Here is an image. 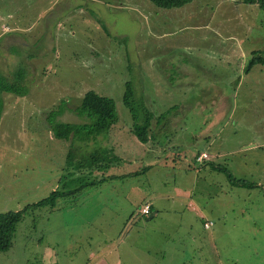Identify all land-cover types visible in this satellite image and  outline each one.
<instances>
[{
  "label": "rangeland",
  "instance_id": "obj_1",
  "mask_svg": "<svg viewBox=\"0 0 264 264\" xmlns=\"http://www.w3.org/2000/svg\"><path fill=\"white\" fill-rule=\"evenodd\" d=\"M263 47L264 10L241 0H189L169 8L150 0H0V78H20L15 90L0 91V211L46 195L57 179L58 189L81 185L62 196V208L23 213L12 245L0 251V264H89L86 244L100 243L104 235L116 242V234L123 237L117 242L119 264H264V64L243 69L250 51ZM125 81L135 101L142 100L136 109L147 110L150 125L171 107L163 115L170 120L167 131L178 139L173 157L125 181L155 182L164 192L174 182L186 195L174 200L178 207L169 215L188 217L193 224L167 227V234L176 228L179 233L167 242L173 251L164 249V239L156 240L160 251L145 249L140 237L127 248L124 231L134 223L128 219L116 233V216L108 215L102 219L112 223L100 225L95 202L86 209L91 223L67 217L73 213L68 200L73 194L80 199L86 191L97 192L89 185L96 169L75 172L79 155L111 145L109 140L103 145L106 132L75 141V157L65 162L61 158L73 140L52 136L49 123H87L75 109L82 93L92 89L114 101V125L122 129V138L113 152L136 158L145 144L129 131ZM211 122L215 127L206 128ZM192 143L208 157L199 161L192 155L185 164L181 155L190 153ZM106 151L98 153L101 163L119 161ZM138 165L123 160L118 168ZM233 178L256 185L239 186ZM166 199L157 202L158 219L167 213ZM77 207L83 214L84 207ZM206 218L213 222L208 228L202 226ZM176 248L182 249L180 255Z\"/></svg>",
  "mask_w": 264,
  "mask_h": 264
},
{
  "label": "crops",
  "instance_id": "obj_2",
  "mask_svg": "<svg viewBox=\"0 0 264 264\" xmlns=\"http://www.w3.org/2000/svg\"><path fill=\"white\" fill-rule=\"evenodd\" d=\"M4 25L1 26V31L3 30ZM4 32V31H3ZM168 116V115H166ZM169 122L170 120L163 118L160 122L156 121L155 124L152 123L150 125L151 132L150 137L148 138L147 141L141 142L145 144L143 147V154L138 153L136 158H131L130 159H125L123 157H120L118 154H115L113 152V148L118 149L119 147V140L122 138V129L114 125L115 122H113L109 129L106 132V135L103 136L102 142L103 145H107L108 140L110 141L109 147L103 146L102 148H106L107 150H110L113 152L114 155H116V158L119 159V161H130V162H135L139 163L140 166L138 165L136 168H126L123 170H120L118 168V163L117 161L115 164H105V167L102 166V169L96 170L95 171V178L94 179H99L98 182L100 185L96 186L95 184L90 183L89 185L93 187L91 190H97L96 193H92L89 195V192L86 191L83 193L82 197L79 199L75 198V195L73 194L68 200L73 202L72 205V211L73 213L68 217V220H73L74 223L77 224H89L91 223L92 216H87L86 214V209L92 204V202H95L98 204L97 210L99 209V213L101 216V221H103L100 225H109L108 223H112L111 220L107 221L106 219L103 220V217H107L110 215L111 217L116 216V221L119 224L118 228L116 229V233L119 229V227H123L127 220L129 219L130 222L134 223V226H131L130 229H125L124 232H126V237H127V248L133 249L135 247V243L138 240H135L137 238H142V241H146L145 243V249H150L151 251H155L152 249H156L157 251L161 250L160 243L159 241L156 240H161L164 239V249H170L173 251L172 248L169 247L168 241H172L175 238H179V233L176 232L177 228L170 234L166 233L167 227L170 225H174L177 227V225L181 224H193V220L189 219L188 217H182L181 215L179 216H170L169 214L170 211H174L177 209V201L174 202V200H180L183 196H186L185 194H182L180 192V187L177 186L176 184L171 183L168 186V189L165 190H159V186L156 184H152L151 186L149 185H144L143 183L140 182V180L137 181H125L126 177H134V176H139V174H142L144 170L151 169L152 165L157 164L160 162L163 158L167 157H173L172 155L174 152L172 151L173 148H175L177 142L176 140L178 139H173L171 135L169 134L170 131H167L166 127H169ZM117 124V123H116ZM131 124V122H130ZM215 122H211L210 125L206 123L205 127L206 128H211L215 127ZM175 125L172 124V128ZM130 127V125H129ZM156 130V132H154ZM130 131V128H129ZM131 132V131H130ZM154 134V135H153ZM131 135L134 136L131 132ZM200 136L204 139H209L208 135H205L204 133H200ZM135 138V136L133 137ZM74 140L73 143H75ZM78 142H84V141H78ZM140 142V141H139ZM74 146V152H76V149L78 150L77 145ZM191 150L190 153H183L181 155V160L186 164L191 163V156L195 155L198 151H196L195 143L191 144ZM65 153L63 154L62 158L64 160ZM208 157V153H207ZM104 167V168H103ZM142 167V168H141ZM93 170L90 171V174H93ZM76 173H84L87 172L85 169H78L75 171ZM74 173V175H79ZM104 176L105 178H100ZM70 182V181H68ZM59 183V179L56 180V182L51 185L50 189H53L54 187L57 188V184ZM167 182H164L162 186L160 187H165ZM96 186V187H95ZM151 187V188H150ZM47 194V193H45ZM165 196L166 199V206L165 210L167 213L163 212L164 215L161 219H158V211H159V204L157 203L158 200ZM35 201V200H34ZM63 197H59L56 200V204L53 208H62L63 205ZM144 202L149 203L150 211L148 214H140L138 212V206ZM28 203V202H27ZM77 205H81L84 207L81 215L77 211ZM53 208H50V210H47V212H51ZM197 212V205L195 208ZM202 211V208H200ZM89 213V212H88ZM128 214V218L126 220L125 216ZM202 214H200L201 216ZM89 217V218H88ZM202 217V216H201ZM21 220H23L21 218ZM57 221L60 220L59 216L56 219ZM206 220H211V219H203L202 220V226L203 222ZM120 221V222H119ZM59 222L61 223H67V218L64 217V219H61ZM155 222H157L158 228H156ZM147 224H153L151 226H147ZM213 222L211 223V225ZM149 227V228H148ZM204 227V226H203ZM209 227V226H208ZM205 227V228H208ZM140 228L143 229L139 233ZM89 232V230H88ZM165 233L166 236L163 238L159 237V233ZM16 233V231H15ZM90 233V232H89ZM115 235V233H114ZM15 238V236H14ZM115 236H107L104 235L103 238L101 239L100 243H87L86 244V251H84L83 255L87 258L85 260V263L89 264H119L120 262V257L121 254L119 252V246L117 242H123V237H118L116 234V239L117 241L114 242ZM14 240V239H13ZM155 241V242H154ZM122 246V245H121ZM91 248H95V252L91 250ZM191 250H198L197 246H189ZM176 251L179 254L175 255H180L182 253V249L176 248ZM172 255L173 252H171ZM173 264H176V261L174 260Z\"/></svg>",
  "mask_w": 264,
  "mask_h": 264
},
{
  "label": "trees",
  "instance_id": "obj_3",
  "mask_svg": "<svg viewBox=\"0 0 264 264\" xmlns=\"http://www.w3.org/2000/svg\"><path fill=\"white\" fill-rule=\"evenodd\" d=\"M153 4L159 7H175L180 6L189 0H150ZM244 3L255 4L259 8L264 10V0H241ZM260 63L264 64V47L262 49H252L250 51V56L246 61L243 69L251 67L253 64ZM16 74H19L18 72ZM10 81V82H9ZM20 82V78H11L1 77L0 78V91L1 90H15L18 87L17 83ZM122 102L127 107L130 113V131L135 136V138L140 142H145L151 135L150 128V118L148 117L147 110L142 109V112L136 109L137 106L142 104V100L139 99L135 101L132 93V88L130 86L129 81H125L124 90L122 93ZM77 109V110H76ZM75 111L80 115H86L89 119V123L84 122H63L52 119L49 123V130L51 131L52 136L56 138H60L63 140H78V141H86L95 135L105 132L109 129L110 125L116 120L117 114L115 111L114 101L111 97L98 94L92 89L85 90L80 99L79 106H76ZM171 110V107L166 111L160 112L157 116H155L156 121L160 122L165 116L164 113L167 114ZM61 108L54 109L51 111L54 116L57 113H60ZM74 145V143H73ZM70 146L65 153L64 160L65 162H69L73 160L75 157L74 146ZM102 147H97L95 149L87 151L84 155H79L78 160L76 161V168L83 169L82 167L94 168L96 170L102 169L101 167H105V162H100L99 155L101 154ZM110 150H107L108 152ZM98 153H100L98 155ZM98 156V157H97ZM95 159H97L95 161ZM70 165V164H68ZM71 166V165H70ZM103 167V168H104ZM142 168V167H141ZM92 170V169H91ZM228 179H231L230 174L227 175ZM100 178H105L104 176ZM99 179H92L89 183L94 184V181H98ZM232 181V180H231ZM67 183V182H66ZM232 183L239 186L251 187L256 184L251 180L246 179H237L233 178ZM81 185L69 189H58L53 188L48 193L35 201H30L25 203L22 208L16 210H6L0 211V251L7 250L13 243V239L15 236L17 223L21 220L23 213L28 210L38 208H53L56 204V200L59 197H62L68 192L75 191L79 189ZM83 186V185H82ZM150 208V207H149Z\"/></svg>",
  "mask_w": 264,
  "mask_h": 264
},
{
  "label": "built area",
  "instance_id": "obj_4",
  "mask_svg": "<svg viewBox=\"0 0 264 264\" xmlns=\"http://www.w3.org/2000/svg\"><path fill=\"white\" fill-rule=\"evenodd\" d=\"M3 27H6V26H3ZM204 158H207V153L206 152H204V151H201V152H197L195 155H194V159L195 160H202V159H204ZM138 212L140 213V214H148L149 213V211H150V208H149V203L148 202H144V203H142V204H140L139 206H138ZM211 221L210 220H206V221H204L203 222V226L204 227H208V226H210L211 225Z\"/></svg>",
  "mask_w": 264,
  "mask_h": 264
}]
</instances>
